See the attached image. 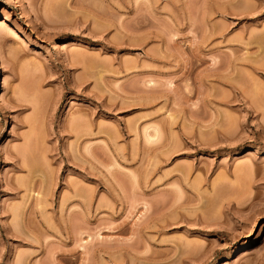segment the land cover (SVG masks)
<instances>
[{
    "label": "rangeland",
    "instance_id": "rangeland-1",
    "mask_svg": "<svg viewBox=\"0 0 264 264\" xmlns=\"http://www.w3.org/2000/svg\"><path fill=\"white\" fill-rule=\"evenodd\" d=\"M0 22V264H264V0Z\"/></svg>",
    "mask_w": 264,
    "mask_h": 264
},
{
    "label": "bare ground",
    "instance_id": "bare-ground-1",
    "mask_svg": "<svg viewBox=\"0 0 264 264\" xmlns=\"http://www.w3.org/2000/svg\"><path fill=\"white\" fill-rule=\"evenodd\" d=\"M0 23H1V22H0ZM2 24H3V23H2ZM0 26H2V25L0 24ZM2 36H3L4 38L6 37V35H2ZM2 36H1V37H2ZM3 37H2V38H3ZM2 38H0V39H2ZM4 38H3V39H4ZM3 39H2V40H3ZM2 40H0V42H2ZM3 41H4V40H3ZM6 42H7V40H6ZM2 44H3V43H2ZM0 45H1V44H0ZM3 46H4V45H3Z\"/></svg>",
    "mask_w": 264,
    "mask_h": 264
}]
</instances>
